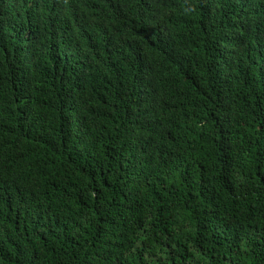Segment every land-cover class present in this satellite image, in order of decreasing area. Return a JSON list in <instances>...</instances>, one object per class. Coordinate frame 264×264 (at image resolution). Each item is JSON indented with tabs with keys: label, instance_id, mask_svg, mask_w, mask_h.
<instances>
[{
	"label": "trees",
	"instance_id": "obj_1",
	"mask_svg": "<svg viewBox=\"0 0 264 264\" xmlns=\"http://www.w3.org/2000/svg\"><path fill=\"white\" fill-rule=\"evenodd\" d=\"M0 264H264V0H0Z\"/></svg>",
	"mask_w": 264,
	"mask_h": 264
}]
</instances>
